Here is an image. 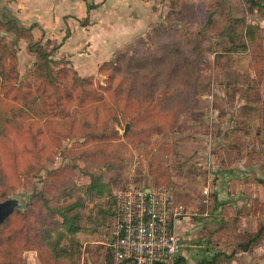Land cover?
<instances>
[{
	"label": "rangeland",
	"instance_id": "1",
	"mask_svg": "<svg viewBox=\"0 0 264 264\" xmlns=\"http://www.w3.org/2000/svg\"><path fill=\"white\" fill-rule=\"evenodd\" d=\"M21 1L0 0V203L20 205L0 237L14 238L23 249L20 264H39L29 239L30 225L44 222L43 204L74 205L71 213L83 223L90 209L108 208L114 192L135 186L168 190L184 208L185 264L217 252L236 258L238 243L246 241L242 229L264 224V9L246 0L120 2L116 8L138 36L84 75L70 73V63L56 55L60 39H44L36 25L20 23ZM37 41L50 54L56 87L45 86L32 69L42 64L27 50ZM166 45L185 55L198 47L199 55L189 59L197 74L182 69L173 75L165 62L143 70L124 62L111 66L118 52L146 56ZM196 64L204 67L201 73ZM26 97H39L31 103L35 111L25 107ZM243 103L259 105L263 115L239 111ZM252 174L261 180L245 187L253 201L237 186L238 180L252 181ZM89 176L99 177L110 196L83 204ZM42 192L48 203L31 199ZM111 242L104 233V249ZM98 245L91 253L78 250L70 264H95Z\"/></svg>",
	"mask_w": 264,
	"mask_h": 264
},
{
	"label": "trees",
	"instance_id": "2",
	"mask_svg": "<svg viewBox=\"0 0 264 264\" xmlns=\"http://www.w3.org/2000/svg\"><path fill=\"white\" fill-rule=\"evenodd\" d=\"M250 7L255 9H264V5H261L258 0H246ZM10 23L14 24L15 29L17 28V24L15 20L10 19ZM37 43V44H36ZM27 50L30 53H36L39 59H41L42 64L34 63L32 65V69L40 78L45 82V86L48 87H56L58 84L57 77L54 74V71L51 67L52 61L50 59V54L45 52L42 48V45L37 41L35 43H30L27 46ZM182 49L175 45H166L160 48L159 51L149 54L146 56H137V55H129L125 52H118L115 55L114 63H111L113 68L121 62L125 63L127 68H134L136 70L147 69L148 67H154L157 63L165 62L164 66L168 69L173 75L179 74V72L183 69L187 72V75L197 74L194 70L191 69V66L195 65L196 62H190L191 56L199 55L198 47H196L191 53L192 55H185ZM107 63V61L102 62L100 65ZM199 73L202 72L204 67H201V64H196ZM70 71V73L75 74L73 70L66 68ZM64 69V70H66ZM156 68H153L152 71H155ZM77 79L81 82L86 81L83 77H78ZM1 86V85H0ZM28 86V85H26ZM24 92V91H23ZM250 90L245 89L244 98L246 99ZM26 97L25 107L29 110L34 111L35 109L31 103L37 102L36 98L39 97ZM243 107L239 111H244L245 113H249L251 117L258 118L257 115H263L260 113L258 106L250 103H243ZM37 112V111H36ZM246 121V120H245ZM255 124V123H254ZM258 122H256V125ZM254 127V125H247V127ZM257 128V127H254ZM260 134L259 130L256 129L254 131V135L258 136ZM89 183L84 185V190L82 191V198L85 197L88 199L86 203L88 204L93 202L94 199L101 200V198H106L107 192L105 185H103L100 181L99 177L89 176ZM100 182V183H99ZM136 187V186H135ZM138 187V186H137ZM136 187V188H137ZM127 188V187H126ZM125 189V188H121ZM45 193H37L32 196V198L39 199V204L42 203L41 199H44L45 202L48 203V197L43 196ZM110 199V200H109ZM110 201V206L103 207L98 206L92 209L82 207V205L78 204L80 208L83 210H89L88 215L85 217V221L81 223L80 215L78 212L71 213L75 208L74 205L68 206L65 209H57L56 207H50L48 204H43L41 208L44 212V222L40 218L37 220L35 227L31 224V228L33 231L30 233L29 239V250L30 252H35L41 264H66V260H69V264L73 262V257L77 255L78 250H84V253H91L93 251V244L98 243L99 251L97 254V261L95 264H112L110 259L111 248L110 245L107 249H104V244H102V238L104 233L112 235L113 241V232L109 229L110 223L114 227V222L116 219V211H115V198L114 193L107 199ZM174 200V198H173ZM5 201H8L5 200ZM14 203V209L12 213L5 219V221L1 224L0 230L4 223L15 213V210L20 208L17 200H9ZM4 202V201H3ZM32 202V201H31ZM174 203L177 202L174 200ZM31 204V203H30ZM82 204V203H81ZM180 205V204H177ZM31 207V205H29ZM78 206V207H79ZM29 207V208H30ZM49 208V210H48ZM77 208V206H76ZM80 210V209H79ZM31 217V213H30ZM107 222V225H106ZM243 234V233H242ZM246 238L245 242H239L237 245V249L240 252H248L252 246H257L261 244L264 240V224L260 225L258 230L254 233L247 232L242 235ZM34 240V241H33ZM111 244V243H110ZM23 249H20L17 246V242L14 238H8L6 234L0 237V264H20V256ZM26 251V250H25ZM233 253L225 254L222 252H217L210 256V258H202L196 264H219L224 259L228 261L232 260ZM122 264H130L129 262H125ZM176 264H185L184 257H179L176 261Z\"/></svg>",
	"mask_w": 264,
	"mask_h": 264
},
{
	"label": "crops",
	"instance_id": "3",
	"mask_svg": "<svg viewBox=\"0 0 264 264\" xmlns=\"http://www.w3.org/2000/svg\"><path fill=\"white\" fill-rule=\"evenodd\" d=\"M123 1L126 0H47L45 3L41 0H23L18 4L17 18L23 25H36L44 39H60L56 55L65 58L73 71L86 75L96 71L102 62L111 59L117 50L126 47L138 36L139 29L131 23L128 24L124 11L116 8ZM32 16L36 19L33 20ZM227 178L229 180L231 177ZM252 178V181L238 180L237 186L243 192L239 194L241 197L250 196L253 201L254 194L245 187H249V183L253 182L259 186L261 180L255 179V174H252ZM229 192L231 196H239V192ZM181 221L176 224V232L187 240V233L181 231L179 226ZM255 225V222L254 226L250 227L249 224V228L242 229V233L256 232L260 226ZM251 251H254L253 254H249V251L241 252L236 258L230 261L224 259L219 264H264V240L251 248ZM249 255L253 258L251 262L248 261ZM35 256L41 264L36 253ZM183 257L185 259V256Z\"/></svg>",
	"mask_w": 264,
	"mask_h": 264
},
{
	"label": "built area",
	"instance_id": "4",
	"mask_svg": "<svg viewBox=\"0 0 264 264\" xmlns=\"http://www.w3.org/2000/svg\"><path fill=\"white\" fill-rule=\"evenodd\" d=\"M114 198L112 264H176L184 256L186 240L176 232L184 208L168 190L127 187L114 192Z\"/></svg>",
	"mask_w": 264,
	"mask_h": 264
},
{
	"label": "water",
	"instance_id": "5",
	"mask_svg": "<svg viewBox=\"0 0 264 264\" xmlns=\"http://www.w3.org/2000/svg\"><path fill=\"white\" fill-rule=\"evenodd\" d=\"M14 207V203L9 200L0 203V226L5 221V219L12 213Z\"/></svg>",
	"mask_w": 264,
	"mask_h": 264
}]
</instances>
